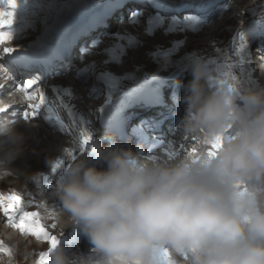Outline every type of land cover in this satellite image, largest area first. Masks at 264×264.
Masks as SVG:
<instances>
[{"label":"clouds","instance_id":"obj_1","mask_svg":"<svg viewBox=\"0 0 264 264\" xmlns=\"http://www.w3.org/2000/svg\"><path fill=\"white\" fill-rule=\"evenodd\" d=\"M189 74L175 131L195 137L194 153L146 157L92 144L90 156L106 167L77 158L50 194L88 252L47 248L39 264H161L165 252L168 264H264V85L209 89L195 56ZM35 129L0 115V176Z\"/></svg>","mask_w":264,"mask_h":264},{"label":"bare ground","instance_id":"obj_2","mask_svg":"<svg viewBox=\"0 0 264 264\" xmlns=\"http://www.w3.org/2000/svg\"><path fill=\"white\" fill-rule=\"evenodd\" d=\"M113 1L17 0L15 9H9L7 5L0 4V7H3L6 12H13V23L0 29V31L9 32L12 37L8 43L0 44V76L4 71L10 74L12 82L10 92L18 93L22 97L23 105L17 117L24 120L22 114L24 111H30L28 105L40 102L39 92L32 100L25 99V92L20 90L24 87L25 81L34 82L33 88L29 89L28 93L31 94L35 92L36 88H39L44 94L46 102V106L41 108L40 114L27 121L36 125L37 129L28 140V147L24 154L12 165L13 171L0 177L6 179L19 175V180L22 182V180L26 181L33 172L37 176L42 168L55 165L53 176L50 178V173L47 170L48 173L44 176V180L36 186L34 192L32 191L31 203L34 206V212L38 214L41 226L53 231L69 233V237L77 235L79 225L70 226L66 214L63 216L59 214L58 202L50 194L65 170L70 166L71 161L77 158L87 160L92 144L97 141L109 140L110 143L106 147L113 144L114 137L109 135V131L114 129L119 118L123 120L129 110L135 106H137V110H142L144 108L142 98L148 92L165 91L173 96L183 94L184 84L191 79L189 63L193 56L198 57L207 69V88H216L217 85L213 82L221 79L225 81L224 85L232 83L227 76L219 75L220 70L224 67H218L211 61L213 58L219 57L217 50L211 48L216 41L214 37L212 39V36L223 24L230 26L231 20L234 18L236 19L233 24L241 19L240 15L245 17L244 11L253 7L252 0H245V2L244 0H226L228 9L224 11L223 19L220 17L219 22L211 26L212 29L208 31V34L195 39L198 41L197 43L174 29L171 31L165 29L164 23L167 16H160L152 11L150 14H136L129 23H122L118 28L111 25L96 45L97 52L87 58L77 59L72 63L65 62L64 66L47 74H44L41 67L36 71L26 72L22 75L15 76L10 73L13 68L12 61L20 56H30L43 62L68 43L69 38L79 26V21L73 14V7L76 4L84 5L90 9H102ZM246 1L249 3L246 4ZM171 2H175V0H171ZM222 4L212 1V4L207 6L206 3L199 2L194 4L193 8L200 10L205 8L207 12H211L221 7ZM60 8H63L61 12H59ZM182 15L187 18L193 17L194 19H191L195 20V17L188 13H181L180 16ZM245 22H247L246 19L242 23ZM261 33L264 34V28L246 32L242 35L243 40H235L234 56L239 67L238 84L235 86L256 87L263 85L262 81L255 77L256 75H252L251 71V63L254 61L252 46L255 48L256 45L264 43ZM189 34L192 36L191 33H188V36H190ZM173 35L177 36L176 39H173ZM223 36L222 34L218 35L217 40L222 39ZM253 39H256V42L252 41ZM78 40L82 42L84 39ZM130 40L131 43H129ZM4 48H14L15 51L4 55ZM162 52L164 54H161ZM176 59L177 62L187 64L178 65L161 74L160 71L168 68L167 63L174 62ZM177 68L181 70L178 71ZM145 72L148 75L143 78ZM152 77H155L154 82H151ZM173 77L175 80L171 81ZM146 80H150L148 81L150 84L139 90L138 93L129 92L138 87L137 84ZM48 108L52 109V116L48 113ZM146 115L147 113L136 116L135 122L139 123ZM57 116L60 118L59 120L55 118ZM130 126L132 123L129 124ZM136 126L141 125H134L133 130L137 129ZM175 130L176 128L172 127V132L169 133L170 138L158 136L157 145L143 146L142 154L146 157L172 158L177 154L186 155L193 152L196 145L195 137L182 136ZM82 134H89L91 139L81 150ZM123 145V142H117L116 146L122 147ZM50 146L55 150L49 154L47 152ZM136 151L138 150L133 152ZM8 235L4 244L13 240L20 241L17 252L20 253V250L23 249L26 252L31 251L33 255L37 250V246L34 244H28L26 240H19L13 235ZM81 235L82 233L78 236ZM75 247L76 245L72 246L71 254L78 253L75 251ZM87 252L88 249L84 253ZM25 256L26 254L23 258L25 260H22L23 262L20 264L30 263L29 258H25ZM2 264H8V262L5 260Z\"/></svg>","mask_w":264,"mask_h":264},{"label":"rangeland","instance_id":"obj_3","mask_svg":"<svg viewBox=\"0 0 264 264\" xmlns=\"http://www.w3.org/2000/svg\"><path fill=\"white\" fill-rule=\"evenodd\" d=\"M156 1L161 3V4L168 5V4H173V3L174 4H182V3H186V2L195 3L199 0H180V1L175 0V2H173V3H171V0H156ZM244 2H245V0H244ZM247 3H249V1H246V4ZM251 3L253 4V7L248 8V11H244V14L246 15L245 17H244V15H240L241 19H239V21H237L235 24H233L234 20L236 19V18H234L233 20H231L232 24L230 26H225L223 24V26L218 29V32H216L214 34V36H212V39L214 37V39H216V41L214 42L213 47L211 46V48L217 50L219 57L217 59L213 58L211 61L214 64H217L218 67L223 66L224 70H226V72L230 74V75H224V76H227L229 79L231 76L236 77L235 85L238 84V79H239V67H238L237 59L234 56L235 46H236L235 40H239L241 35H243L246 32H249L251 30H258L259 28H264V17H260V15L258 13V9H261L263 7V10H264V0H252ZM74 9H75L74 17H77V15H79L81 12V7L79 5H75ZM82 9L84 10V12H92L93 10H95V9L91 10L84 5L82 6ZM62 10H63V8H60L59 12H61ZM241 12H243V11H241ZM254 16H255V18H253ZM244 19H246L247 22L242 23ZM252 19H261V21L260 22H254V21H252ZM169 20H170L169 17L165 18V23H164L165 29L168 27V25H171V27L176 32H179V29H181L183 31L182 25H180L177 22L176 23L171 22V24H170L168 22ZM236 26H238V28H236ZM181 34H183L184 36L186 35L187 38H189V39L192 37L190 34H189L190 36H188V34L185 33L184 31L181 32ZM220 34H222L224 36L222 37V39L217 40V37ZM172 37H173V39H176L177 36L173 35ZM190 40L196 41L197 39L193 40V38H191ZM252 41L256 42V39H253ZM197 42L198 41H196L195 43H197ZM252 50L254 51L253 46H252ZM161 54H164V53L162 52ZM167 64L169 65L168 68L166 67V70L160 71L161 74L166 72L168 69L176 68L178 65H186L187 63L177 62V59H176V60H174V62L169 61ZM177 70L180 71L181 69L177 68ZM153 73H155V72H153ZM147 75H148V73L145 72L143 74V78L146 77ZM219 75L221 76V72L219 73ZM151 80H152L151 82H154L153 80H155V77H152ZM148 81H150V80H146V81H143V82L137 84L138 87H136L135 89H133L129 92H133L135 94L138 93L139 90H141L142 88H144L145 86L150 84ZM61 96H63V95H61ZM54 150L55 149L50 146V147H48L47 153L50 154ZM47 170H48L47 167L42 168L39 171L40 173L37 176H35V172H33L32 174L29 175V177L26 181L22 180V182L19 180V177H20L19 175H14L13 177H9L6 179H2L0 177V196H8V195L14 194V192H16L15 195L18 197L20 196V199L22 201L23 211H26L29 213L34 212V208H33L34 206L31 203L30 195L34 192L36 186L44 180V176L47 175V173H48ZM18 222L19 221L17 218L15 223H18ZM13 223H14V221L11 218L6 217L3 214V212L0 211V264H2L3 261H5V260L8 262V264L10 262H11V264L12 263L13 264H20L25 260V259H23L25 254H26L25 258L28 257L29 261L31 262L32 261L31 256L34 257L35 253L36 254L44 253V250L49 248L48 242H46L42 238L37 239L35 236H32L30 234H22L20 232L19 228L13 227ZM40 226H41V224H40ZM41 227L44 229V231H46L48 233L49 236L55 237L58 240L57 246H61V244L63 243L65 238L69 237V233H65V232L63 233L61 231H53L52 229L44 228V226H41ZM7 235L8 236L13 235V236H15V238H17L19 240H26V242L28 244L32 243L35 246H37V250H35L34 253L32 252L33 255L31 254V251L26 252L23 249H22V251L20 250V253H19V252H17V248L20 245V241L13 240V241L9 242L8 244H4V241H7L5 239V238H7ZM25 236H27V237H25ZM28 238H29V242H28ZM4 249H8L10 251V254H9V252H5Z\"/></svg>","mask_w":264,"mask_h":264},{"label":"snow or ice","instance_id":"obj_4","mask_svg":"<svg viewBox=\"0 0 264 264\" xmlns=\"http://www.w3.org/2000/svg\"><path fill=\"white\" fill-rule=\"evenodd\" d=\"M0 4L7 5V7L9 9H15L17 6V0H0ZM191 18H193V17H191ZM12 23H13V12L12 11L6 12L3 7H0V29H3L5 27L9 26ZM171 30H173V29L169 25V31H171ZM11 39H12V37H11V34L9 32L0 31V44L8 43L9 41H11ZM240 39L243 40L242 35H241ZM129 43H131V40L129 41ZM13 51H15L14 48H4V55L10 54ZM241 51H242V49H241ZM220 71H221L222 76L230 75L224 69H221ZM230 79H231L232 83H228V87L230 88V90L233 91V93H237V89L235 86L236 77L231 76ZM213 83L216 84L217 87H219V86H223L225 81L223 79H221L219 81H214ZM33 86H34V82L31 80H28V81H25L24 87L22 89H20L21 91L25 92V99H27V100L34 99L36 93L37 92L40 93V102L36 103V104L30 103L28 105V108L30 109V111H24L23 112L22 117L25 121H28L30 118H35L36 116H38L40 114L41 108L46 106L44 94L40 91L39 88H36L35 92H32L31 94L28 93V90L32 89ZM3 111H4V109H0V112H3ZM47 111L50 114V116H52V109L48 108ZM55 118L57 120L60 119L58 116ZM90 139H91V137L89 134H82V137L80 140L81 150L83 149L84 145H87L89 143ZM221 143H222V138L217 137L215 142H213L211 144V148L213 150L218 149L221 146ZM194 151L195 150H193V153H194ZM213 154H214L213 151H209V153H208V155H210V156ZM69 155H71V153H69ZM0 211H2L6 217H9L14 221L13 227L19 228V230L22 234H30L32 236H35L37 239L42 238L43 240L48 242L50 250L54 249L57 246L58 240L55 237L49 236L48 233L46 231H44V229L40 226L39 220H38V214L35 212L29 213V212L23 211L22 201L15 194H11L8 196H0ZM17 218H18L19 222L15 223ZM4 251L9 252V254H10V251L8 249H4ZM46 255H47L46 253L40 254L41 262H43ZM164 257H165V259L162 260L161 264H168V261L166 259L167 258L166 252L164 253Z\"/></svg>","mask_w":264,"mask_h":264},{"label":"trees","instance_id":"obj_5","mask_svg":"<svg viewBox=\"0 0 264 264\" xmlns=\"http://www.w3.org/2000/svg\"><path fill=\"white\" fill-rule=\"evenodd\" d=\"M258 13L260 15V17H264V10L263 7L261 9H258ZM262 19V18H261Z\"/></svg>","mask_w":264,"mask_h":264}]
</instances>
